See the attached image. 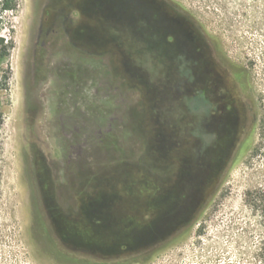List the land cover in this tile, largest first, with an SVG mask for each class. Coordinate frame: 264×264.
Wrapping results in <instances>:
<instances>
[{
	"label": "rangeland",
	"instance_id": "rangeland-1",
	"mask_svg": "<svg viewBox=\"0 0 264 264\" xmlns=\"http://www.w3.org/2000/svg\"><path fill=\"white\" fill-rule=\"evenodd\" d=\"M8 19L0 264H264V0H19Z\"/></svg>",
	"mask_w": 264,
	"mask_h": 264
},
{
	"label": "trees",
	"instance_id": "trees-1",
	"mask_svg": "<svg viewBox=\"0 0 264 264\" xmlns=\"http://www.w3.org/2000/svg\"><path fill=\"white\" fill-rule=\"evenodd\" d=\"M19 0H0V60H7L10 58L12 50L14 48V42L12 39H7L4 36V31H12L11 23L8 19L9 15L15 14L18 10ZM3 81L7 86L10 78V70L4 72ZM202 96L195 98L192 102V111L205 112L207 109V103ZM2 127V120L0 118V131ZM1 146V142H0ZM1 181V172H0ZM248 196L251 198V205L254 209H260L264 212V189H259L255 193H249ZM261 257L264 260V241L261 248Z\"/></svg>",
	"mask_w": 264,
	"mask_h": 264
}]
</instances>
